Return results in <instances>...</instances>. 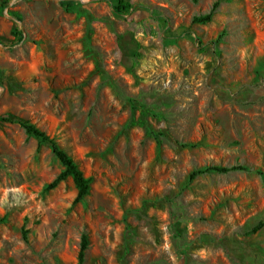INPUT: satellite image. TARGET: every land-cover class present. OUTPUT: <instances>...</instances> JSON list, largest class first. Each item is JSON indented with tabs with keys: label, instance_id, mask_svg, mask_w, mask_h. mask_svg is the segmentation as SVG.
Segmentation results:
<instances>
[{
	"label": "rangeland",
	"instance_id": "374dc122",
	"mask_svg": "<svg viewBox=\"0 0 264 264\" xmlns=\"http://www.w3.org/2000/svg\"><path fill=\"white\" fill-rule=\"evenodd\" d=\"M60 1L0 0V264H264V0Z\"/></svg>",
	"mask_w": 264,
	"mask_h": 264
},
{
	"label": "trees",
	"instance_id": "16d2710c",
	"mask_svg": "<svg viewBox=\"0 0 264 264\" xmlns=\"http://www.w3.org/2000/svg\"><path fill=\"white\" fill-rule=\"evenodd\" d=\"M195 1V0H193ZM60 4L63 7H68L73 4L78 5V2L75 0H62L60 1ZM217 2H213L211 5V8L209 11H207L204 14L196 15L192 17V22L195 23H205L210 21L212 13L217 6ZM130 5L128 3H124L122 0H117L116 5L114 6V10L118 12L119 10H125L128 9ZM86 18V29L85 33L88 35L91 31V23L94 21V18L89 14H85ZM94 60L97 66L98 71H101V66L99 65V60L97 58L96 52H93ZM148 112L147 110H145ZM5 119V118H3ZM20 127L23 129L24 133L27 136L33 137L37 139L41 143H46L53 156L57 159V161L61 164L62 169L56 174V176L46 185L47 188L54 187L58 182L64 180L66 177H70L74 187L76 189L75 195L72 199V203H76L80 200H82L87 194L89 190V178L82 175L81 171L77 168L74 161L62 150L58 147V145L54 142V140L50 137H48L43 131H40L38 128H36L34 125L26 122V121H20L18 122ZM152 133V132H151ZM154 136H156L154 134ZM243 168L241 166L231 165V166H217V165H209L205 166L203 168H198L196 170H193L189 174V179L205 172H220L225 173L228 171H234V170H242ZM260 223L255 225L250 229V231H254L258 228ZM86 247V241L84 236H81L78 252H77V261L78 264H80L83 260V254L84 249Z\"/></svg>",
	"mask_w": 264,
	"mask_h": 264
}]
</instances>
